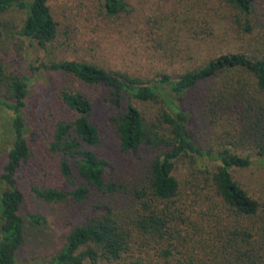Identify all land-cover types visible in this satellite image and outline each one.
<instances>
[{
    "label": "trees",
    "instance_id": "16d2710c",
    "mask_svg": "<svg viewBox=\"0 0 264 264\" xmlns=\"http://www.w3.org/2000/svg\"><path fill=\"white\" fill-rule=\"evenodd\" d=\"M100 1L107 18L130 11L126 0ZM223 1L247 15L257 0ZM49 2L0 0V41L3 32L13 36L17 30L44 52L57 32ZM18 9L24 15L14 24L10 14ZM245 29L251 26L245 23ZM38 67L106 88L117 109L113 121L121 151L150 152L144 172L134 180L108 178L107 162L97 151L101 135L91 99L78 89L61 88L58 98L66 116L55 122L46 149L58 156L59 176L72 186L29 183V191L50 203H94L98 211L66 235L50 264H264V202L231 173L250 166L253 152L264 162V105L255 107L244 93L221 89L214 105L223 115L237 112L243 123L238 139L213 151L195 142L189 114L178 102L200 83L235 70L251 75L264 93L263 55L225 52L198 68L177 76L161 73L151 81L87 60H41ZM29 82L27 74L8 69L0 57V110L8 113L0 133V264H14L27 237L43 224L38 213L23 212L26 196L19 178L32 156ZM135 102L160 104L155 121H147ZM184 156L217 164L182 184L174 170Z\"/></svg>",
    "mask_w": 264,
    "mask_h": 264
},
{
    "label": "rangeland",
    "instance_id": "374dc122",
    "mask_svg": "<svg viewBox=\"0 0 264 264\" xmlns=\"http://www.w3.org/2000/svg\"><path fill=\"white\" fill-rule=\"evenodd\" d=\"M49 3L57 21V32L44 52L17 30L13 36L3 32L0 41V57L5 66L30 77L27 108L33 130L32 156L19 178L26 196L23 212L38 213L43 218L42 226L27 237L26 246L19 250L14 264H50L66 235L98 211H94V203L71 200L50 203L36 199L29 191V183L72 186L59 176L58 156L46 149L55 122L66 116L58 98L61 88L78 89L91 99L93 120L101 135L97 151L107 162L108 178L119 183L134 180L144 172L150 154L145 149L137 154L121 151L113 121L117 109L109 100L106 88L38 67L41 60H87L151 81L161 73L177 76L198 68L225 52L264 56V0H257L247 15L223 0H126L130 11L117 18L103 15L100 0H50ZM23 15L22 10H13L10 18L16 24ZM245 23L251 26L250 30L245 29ZM221 89L244 93L255 107L264 105V93L254 78L240 70L204 81L178 98L189 114L191 136L200 147L213 151L238 139L239 126L243 123L237 112L223 115L214 105L212 100ZM135 104L147 121H155L160 104ZM244 105L246 108V102ZM7 119L8 113L0 110V133ZM251 158L250 166L232 169L231 173L252 197L264 202V162L254 152ZM216 164L217 161L205 157L184 156L175 163L174 174L186 184L201 169L212 170Z\"/></svg>",
    "mask_w": 264,
    "mask_h": 264
}]
</instances>
